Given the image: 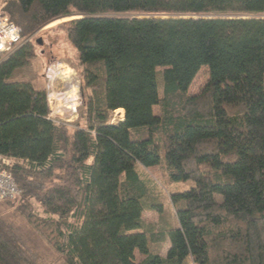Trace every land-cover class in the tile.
Instances as JSON below:
<instances>
[{
	"label": "trees",
	"instance_id": "16d2710c",
	"mask_svg": "<svg viewBox=\"0 0 264 264\" xmlns=\"http://www.w3.org/2000/svg\"><path fill=\"white\" fill-rule=\"evenodd\" d=\"M0 12L30 40L0 63V155L15 159L20 215L39 206L65 264H264V0H1ZM70 17L58 29L86 94L74 128L48 117L46 89L10 81L30 37ZM159 166L193 186L166 193L177 227L157 234L142 214L162 213V188L138 169ZM166 240L165 257L150 254ZM0 264H43L2 213Z\"/></svg>",
	"mask_w": 264,
	"mask_h": 264
},
{
	"label": "rangeland",
	"instance_id": "374dc122",
	"mask_svg": "<svg viewBox=\"0 0 264 264\" xmlns=\"http://www.w3.org/2000/svg\"><path fill=\"white\" fill-rule=\"evenodd\" d=\"M225 15V14H224ZM233 17L240 18H255L257 15L254 14H228ZM206 16H219L218 14L206 15ZM77 17H70L61 20L54 21L50 25L42 28L38 33L30 37L31 44L28 47V58L23 62L20 68H17L13 73L10 81L12 82H27L34 85L37 88L46 89L48 94L49 80H53L51 87L57 94L60 93L63 99L67 96L75 98L78 101L77 113L73 117L59 118V121L68 123L67 125L72 128L77 127L82 122L80 120L85 95L81 80L79 79L78 60L76 50L68 43L64 31L58 29L64 23H67ZM29 40V39H27ZM41 41V45L38 41ZM30 41V40H29ZM26 45V44H25ZM20 49V48H19ZM61 65V66H60ZM46 66V69H45ZM51 68V72H47V68ZM207 69L201 68L195 76L191 86L188 89L189 94H198L207 82ZM46 74V75H45ZM49 79V80H48ZM159 90L162 89V83L160 78L158 80ZM65 94V95H64ZM72 100V99H71ZM61 107L69 105V100L60 103ZM55 109V105H51ZM65 109V108H64ZM63 109V110H64ZM155 112L157 109L155 108ZM124 113L122 110H117L110 116V123L115 124L123 119ZM161 161L164 162V152L161 154ZM139 172L150 177L155 182H158L162 188L161 197L163 200L162 213L147 210L142 214V221L144 226L153 233H164L171 228H176L177 223L175 219V213L171 203L168 201L167 194H172L177 191L186 190L192 187V182H186L185 184L179 183L180 186L168 185L167 179L164 175L163 166L147 168L144 170L138 169ZM22 195L20 194L16 199L12 200L11 203L0 204V213L6 217L9 222L22 234L27 244L32 247L43 259V264H65L61 260L52 246L51 229L48 226H43L41 223V210L38 205L31 203V209L28 212L33 215L31 221L26 217L21 216L20 206ZM153 203L154 201H150ZM169 243L164 241L163 243H152L150 244V254L160 255L165 257L166 251L168 250ZM134 260L136 263H141L145 260V256L139 254L137 251L134 253Z\"/></svg>",
	"mask_w": 264,
	"mask_h": 264
},
{
	"label": "built area",
	"instance_id": "2783aa9c",
	"mask_svg": "<svg viewBox=\"0 0 264 264\" xmlns=\"http://www.w3.org/2000/svg\"><path fill=\"white\" fill-rule=\"evenodd\" d=\"M28 41L29 40H23L21 38L20 30L5 14L0 12V63L27 44ZM47 72H51L50 67L47 68L46 73ZM52 82L53 80H49L48 84L47 103L50 110L48 117L52 120H59V118L61 119L63 117H73V115L77 113V108L79 106L77 99L75 100V98L69 96L63 99L60 93L56 94L53 91L51 87ZM67 100H69V105H66L64 109L63 105L61 107L60 103L62 104L63 101L66 102ZM51 105H55V109L52 108ZM14 164L15 159L0 155V203L12 201L21 194L11 174V169Z\"/></svg>",
	"mask_w": 264,
	"mask_h": 264
},
{
	"label": "water",
	"instance_id": "95a60500",
	"mask_svg": "<svg viewBox=\"0 0 264 264\" xmlns=\"http://www.w3.org/2000/svg\"><path fill=\"white\" fill-rule=\"evenodd\" d=\"M38 44L41 45V41L40 40L38 41Z\"/></svg>",
	"mask_w": 264,
	"mask_h": 264
},
{
	"label": "bare ground",
	"instance_id": "6f19581e",
	"mask_svg": "<svg viewBox=\"0 0 264 264\" xmlns=\"http://www.w3.org/2000/svg\"><path fill=\"white\" fill-rule=\"evenodd\" d=\"M61 66V65H60Z\"/></svg>",
	"mask_w": 264,
	"mask_h": 264
}]
</instances>
